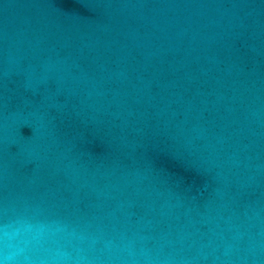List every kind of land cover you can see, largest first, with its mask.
I'll return each mask as SVG.
<instances>
[{
    "label": "water",
    "instance_id": "95a60500",
    "mask_svg": "<svg viewBox=\"0 0 264 264\" xmlns=\"http://www.w3.org/2000/svg\"><path fill=\"white\" fill-rule=\"evenodd\" d=\"M0 264H264V0H0Z\"/></svg>",
    "mask_w": 264,
    "mask_h": 264
}]
</instances>
